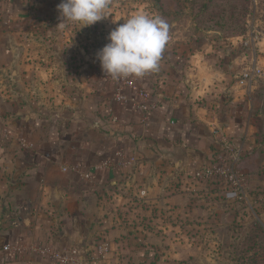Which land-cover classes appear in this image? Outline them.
Returning a JSON list of instances; mask_svg holds the SVG:
<instances>
[{
	"label": "crops",
	"instance_id": "obj_1",
	"mask_svg": "<svg viewBox=\"0 0 264 264\" xmlns=\"http://www.w3.org/2000/svg\"><path fill=\"white\" fill-rule=\"evenodd\" d=\"M34 4L21 8L33 11L39 25L60 23L55 0ZM100 30L80 35L86 43L104 40L109 30ZM65 36L58 27L32 46L30 58L25 44L6 46L7 60L0 58V264H53L28 250L35 244L75 246L94 258L102 241L109 246L106 260L87 264H147L156 242L163 244L155 249L161 261H170L185 254L168 247L179 243L172 229L209 227L207 236L217 243L220 233L231 240L233 222L264 228V48L246 49L242 38L239 46H220L215 35L186 43L183 31L169 30L158 70L128 77L135 83L127 96L143 90L158 105L143 121L131 103L114 101V86L89 59L109 41L95 51L78 47L82 73L69 78L61 69L77 47ZM55 48L62 62L49 58ZM253 64L262 75L247 93L237 79ZM224 140L242 149L244 203L225 201L220 186L191 180ZM119 154L130 163L128 176ZM10 243L24 251L4 252Z\"/></svg>",
	"mask_w": 264,
	"mask_h": 264
},
{
	"label": "rangeland",
	"instance_id": "obj_2",
	"mask_svg": "<svg viewBox=\"0 0 264 264\" xmlns=\"http://www.w3.org/2000/svg\"><path fill=\"white\" fill-rule=\"evenodd\" d=\"M38 1L0 0V58L7 60V57H3L6 46L12 45L13 49H15L17 45L22 46L23 44L26 45V50H28L26 58H30L32 46L43 44L50 34L56 31L58 28L56 27L58 25L57 22L53 24L43 20V24L39 25L33 17V11L28 10L31 14H27L26 10L21 8L22 5H26L27 8L31 9L35 7L34 3ZM55 1L57 6L61 3V0ZM136 12H146L149 15L162 17L168 23L169 30H173L174 33L178 30L184 32L186 43L190 42L191 39L195 43H206V40L211 38V35H215V38L222 39L220 43L218 42L220 46H228L232 45V43H236L239 46L240 38L243 39L250 30L254 37V43L258 44L261 49L264 48V0H110L108 10V16L110 17L107 19L92 26L84 27L81 30L79 25H69L68 27L60 28L68 33V36H65L64 39L66 44L71 42L73 47H77L71 50V59L68 62L70 65L66 66L64 64L62 66L61 71H64L65 76L69 78L78 77L82 73L78 65L81 57L78 47L85 45L83 47L85 49L89 45V47L93 46L95 51L98 49L99 44L108 40L107 38L103 40V36L98 38L89 37L88 41L90 42L86 43L80 35L82 31L95 33L101 29L100 31L109 30L108 32L110 33ZM63 56H66V53ZM49 58L54 59L55 62H62V55H58L56 48L52 49V54ZM89 59L93 60L92 63L97 62L98 68H100V63L96 55L93 57L92 52H89ZM101 76L105 83L115 88V81L110 76L105 77L102 70ZM122 167L123 171H125L123 174L128 176L130 164ZM144 195L145 193L141 192V196ZM261 212V214H264V206H262ZM168 218L170 220L174 219V215ZM199 225H202V223ZM231 226L233 227L231 229L233 232L231 240L228 234L220 233L216 239L217 243H214L207 236L208 230H210L209 227L172 229L173 235L180 236L179 239L176 238L179 243L171 242V245L168 243V247L171 246L174 250L185 251L184 256H181V258H170V261L166 259L161 261L160 255L155 252V249H159L163 244L156 242V245L150 246L154 251H151L152 255L146 263L264 264V228L257 222L249 227L243 226L238 222H233ZM209 252L215 253L217 256ZM96 260L99 261L95 258ZM104 260L106 259L100 261Z\"/></svg>",
	"mask_w": 264,
	"mask_h": 264
},
{
	"label": "clouds",
	"instance_id": "obj_3",
	"mask_svg": "<svg viewBox=\"0 0 264 264\" xmlns=\"http://www.w3.org/2000/svg\"><path fill=\"white\" fill-rule=\"evenodd\" d=\"M109 7L110 0H61L57 6L61 22L56 27L79 25L81 30L92 26L110 17ZM107 39L109 42L96 54L105 77L139 78L158 70L169 40V25L158 15L136 12L115 27Z\"/></svg>",
	"mask_w": 264,
	"mask_h": 264
},
{
	"label": "built area",
	"instance_id": "obj_4",
	"mask_svg": "<svg viewBox=\"0 0 264 264\" xmlns=\"http://www.w3.org/2000/svg\"><path fill=\"white\" fill-rule=\"evenodd\" d=\"M253 43L254 37L249 30L242 39V46L249 49L253 46ZM261 75L262 70L257 65H250L243 70L237 79V84L247 93H250L253 85ZM112 80L115 81L114 101L121 104L131 103L135 106L137 111H139L143 121L146 120L151 112L157 110V103H151L149 101V95L145 91L138 90L134 97H129L125 94L126 89L134 87L133 79L123 78ZM118 156L122 162V166L125 167L130 164L125 156L120 154ZM241 156V147L234 145L230 141L224 140L222 148L215 155L212 162L192 173V182L195 184L201 183L220 186L223 191L222 197L225 201L230 203H244L249 197V192L245 177L237 168ZM71 169L79 172L78 166H73ZM81 176L85 180L90 179V176L87 173H81ZM28 250L38 257L48 259L53 264H87L95 261L96 257L98 260L104 259L109 252V246L105 241L97 244L95 247L96 257L94 258L89 257L85 250L75 246L57 250L49 245L35 244L30 246ZM3 251L17 255L22 253L24 248L21 247L20 244L10 243L3 247Z\"/></svg>",
	"mask_w": 264,
	"mask_h": 264
},
{
	"label": "trees",
	"instance_id": "obj_5",
	"mask_svg": "<svg viewBox=\"0 0 264 264\" xmlns=\"http://www.w3.org/2000/svg\"><path fill=\"white\" fill-rule=\"evenodd\" d=\"M244 35H245V34H244ZM261 94H262V96H263V98H264V88L262 89Z\"/></svg>",
	"mask_w": 264,
	"mask_h": 264
}]
</instances>
